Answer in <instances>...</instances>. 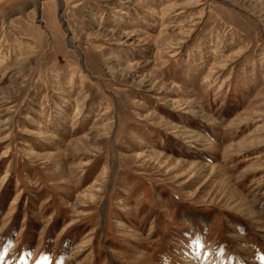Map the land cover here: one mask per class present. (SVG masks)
I'll return each instance as SVG.
<instances>
[{"label":"rangeland","instance_id":"374dc122","mask_svg":"<svg viewBox=\"0 0 264 264\" xmlns=\"http://www.w3.org/2000/svg\"><path fill=\"white\" fill-rule=\"evenodd\" d=\"M192 248L264 264V0H0V264Z\"/></svg>","mask_w":264,"mask_h":264},{"label":"bare ground","instance_id":"6f19581e","mask_svg":"<svg viewBox=\"0 0 264 264\" xmlns=\"http://www.w3.org/2000/svg\"><path fill=\"white\" fill-rule=\"evenodd\" d=\"M161 44H162V42H161ZM246 211H247V209H246ZM248 212H251V210L248 209ZM206 257H207L206 254H202L200 252V250L197 251L195 248H192L191 251L186 254V257H185L186 258V261H185V263H188V264L191 263L192 264V262H196L197 264H212L210 262L208 263V261L206 260ZM220 262L223 263L222 261H220Z\"/></svg>","mask_w":264,"mask_h":264}]
</instances>
